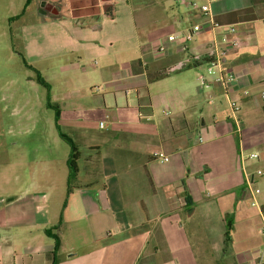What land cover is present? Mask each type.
<instances>
[{
    "label": "crops",
    "instance_id": "obj_1",
    "mask_svg": "<svg viewBox=\"0 0 264 264\" xmlns=\"http://www.w3.org/2000/svg\"><path fill=\"white\" fill-rule=\"evenodd\" d=\"M0 1L10 20H21L26 3L38 7V17L22 30L26 55L34 49L35 55L28 63L20 56L48 83L60 131L80 154L69 189L70 151L63 150L54 115L60 153L47 157L41 148L32 169L27 155L5 165L15 178L0 194V264H257L264 245V178L256 179L261 193L253 198L244 168L264 170V89L258 92L264 87V0L212 5L213 20L236 27L241 41L224 58L235 76L229 92L240 107L235 117L216 82L200 86L198 69L205 64L168 72L206 54L208 24L189 4L207 0H176L190 23L164 0L137 10L131 0ZM157 13L170 30L165 42L139 34L136 14L145 23ZM195 24L204 29L186 52L181 38L168 40ZM159 44L166 54L156 52ZM161 74L150 82L149 76ZM96 114L108 121L101 136L93 127ZM156 150L169 162L154 159ZM242 150L258 153L259 160L242 165Z\"/></svg>",
    "mask_w": 264,
    "mask_h": 264
},
{
    "label": "rangeland",
    "instance_id": "obj_2",
    "mask_svg": "<svg viewBox=\"0 0 264 264\" xmlns=\"http://www.w3.org/2000/svg\"><path fill=\"white\" fill-rule=\"evenodd\" d=\"M92 1L88 0V2L84 3L91 4ZM156 1L159 0H131V3L137 10L136 5L149 4ZM168 2L171 3L172 13L178 19L183 15L185 22L190 23L191 20L187 16L186 7L178 4L176 0H164L165 4ZM25 10L28 11L23 15ZM37 10V6H30L26 3L20 11V14L23 13L20 17L21 20H10V16H13L10 15L12 14L11 11L5 7L3 1H0V112L2 119L0 125V194L4 193L5 185L11 181L14 182L15 178V171L6 172L4 170L5 165L9 163L8 161L14 162L20 160L21 155H27V161L30 164L27 162L26 166L32 169V167L37 165L35 163V155L41 151V148L45 151L47 157L50 156V151L56 152L57 155L60 153L59 150H56L58 147L54 143L52 136L54 134L57 135V132L54 126V109L51 110L48 107L51 99L48 98L47 89L37 82L38 74L32 68L27 67L23 61L24 59L28 63V59L32 58V52L35 55V49L32 52L27 49L26 55L25 38L22 30L25 23L31 24L35 20L34 18L38 17ZM136 17L141 38L146 37L150 41L165 42L162 38L168 36L170 30L169 27L164 25L163 14L149 15L151 18L147 17V22L145 23L140 20L139 14H136ZM155 20H160L161 23L155 24ZM127 24L128 22L124 23V26L126 25L123 30L125 37L130 35V29ZM30 31V34L32 33L35 38V31ZM20 54L23 59H21ZM225 68L228 71L231 70L228 67ZM47 79L53 88L57 87V81L51 77ZM263 89V86L260 87L258 92ZM94 117L92 119L93 127L96 130V135L101 136L108 127V121L105 116L99 114ZM100 123H102V126H99ZM13 143H16V145L14 146ZM62 145L63 150L70 151V146L66 142H62ZM10 150L11 152H8ZM61 154L63 157L62 152ZM48 165L45 164L46 167ZM1 207L2 209L4 208V203L1 204Z\"/></svg>",
    "mask_w": 264,
    "mask_h": 264
},
{
    "label": "built area",
    "instance_id": "obj_3",
    "mask_svg": "<svg viewBox=\"0 0 264 264\" xmlns=\"http://www.w3.org/2000/svg\"><path fill=\"white\" fill-rule=\"evenodd\" d=\"M222 0H207L205 4H199L197 2H192L189 6L196 11H199L202 18L208 24L210 36H209V47L205 55L194 56L186 59L183 63L169 69L168 72H173L178 68H183L186 66H191L196 69L200 67L201 64H205V70L201 71L198 69V81L200 86H206L208 81L211 79L216 82L222 90V95L228 102V106L232 115L235 117L240 111L238 104L229 97L230 87L235 81V76L231 70H227L224 66V58L232 53L237 51L241 46V41L238 36V31L234 26H221L217 24L212 18V5ZM220 28H224V34L219 36L217 31ZM203 25L195 24L189 30L184 32L181 36L172 34L168 37V40L171 42H176L180 38V50L186 52L188 50V44L194 39V37L203 31ZM156 52L159 55L166 54L167 49L164 45L159 44L156 48ZM261 98L264 100V91L261 93ZM237 133L239 129L237 126ZM202 141V138H200ZM154 159L167 163L169 162L168 156L161 150H156L153 152ZM240 161L242 165H245L249 160H259L258 153L246 154L244 151H240ZM245 181L247 190L250 192L253 198H256L260 193V188L256 185L257 178H264V170L258 169L253 173L246 171ZM256 205V204H254ZM262 234L264 235V226L261 229ZM257 264H264V245L260 250V255Z\"/></svg>",
    "mask_w": 264,
    "mask_h": 264
},
{
    "label": "trees",
    "instance_id": "obj_4",
    "mask_svg": "<svg viewBox=\"0 0 264 264\" xmlns=\"http://www.w3.org/2000/svg\"><path fill=\"white\" fill-rule=\"evenodd\" d=\"M31 0H28V2ZM29 68H32L31 66H29ZM38 77H37V82L41 85H43L46 89H47V94H48V98H49V85L48 83L40 76L39 73ZM165 75L161 74L157 77H152L149 76V80L150 82L153 81H157L160 80L162 78H164ZM48 107L53 108L55 111V123H56V127L57 130L59 131L60 137L70 146V157L68 160V168H69V175H68V188H71L72 182L75 180L76 175L78 173V167H77V161L79 159V152H78V147L69 139L67 138L63 133H61L60 131V126H59V119H60V111L59 108L52 105L51 103H48ZM232 228V223L227 221V225H226V239L229 237L230 231ZM59 247V243L58 240H56V245H55V249H57Z\"/></svg>",
    "mask_w": 264,
    "mask_h": 264
},
{
    "label": "water",
    "instance_id": "obj_5",
    "mask_svg": "<svg viewBox=\"0 0 264 264\" xmlns=\"http://www.w3.org/2000/svg\"><path fill=\"white\" fill-rule=\"evenodd\" d=\"M45 9H46L47 11H51V10H52V6L47 4V5L45 6Z\"/></svg>",
    "mask_w": 264,
    "mask_h": 264
}]
</instances>
